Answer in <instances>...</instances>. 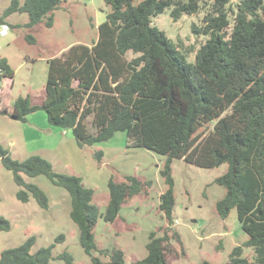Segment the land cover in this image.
I'll return each mask as SVG.
<instances>
[{
  "label": "trees",
  "instance_id": "trees-1",
  "mask_svg": "<svg viewBox=\"0 0 264 264\" xmlns=\"http://www.w3.org/2000/svg\"><path fill=\"white\" fill-rule=\"evenodd\" d=\"M104 1L110 10L99 26L98 39L92 45H72L50 59L41 103L20 95L9 110L1 82L9 79L13 83L15 70L6 57H0V113L27 122L30 114L44 110L50 124L72 130L80 147L126 131L128 146L166 156L161 169L166 188L159 207L168 226L162 235L156 230L149 233L147 255L132 264H171V257L178 254L173 241L182 244L179 233L170 227L175 207L173 161L183 159L205 168L227 164V170L216 178L226 191L216 209L225 218L236 208L241 227L249 236L244 245L253 247L256 256L252 260L243 256V246L239 245L223 264H264V0H240L230 31L231 0H214L212 10L203 18L204 25H193L196 33L209 35L194 62L186 59L152 19L167 7L172 8L175 19L196 14L198 0ZM61 2L11 0L0 22L20 12L29 15L26 26L45 22L50 27ZM129 51L139 55L128 59ZM90 117L93 131L87 121ZM214 120L213 129L204 132L202 128ZM96 156L101 161L103 151ZM0 158L13 172L20 187L17 197L23 202L33 196L42 208H48L50 200L23 174L45 175L68 191L70 217L78 226L81 245L92 264H126L122 249L99 250L94 233L99 218L93 202L95 191L81 176L56 172L53 164L38 154L15 159L1 143ZM151 185L152 180L135 175H125L121 181L110 177L104 220L115 221L122 207L135 195L147 193ZM10 229L9 219L0 215V231ZM63 239L61 234L57 240ZM35 242L36 236H31L4 249L0 264H53L54 244L32 253ZM97 250L107 259L95 255ZM59 256L66 264H75L69 251Z\"/></svg>",
  "mask_w": 264,
  "mask_h": 264
},
{
  "label": "rangeland",
  "instance_id": "rangeland-1",
  "mask_svg": "<svg viewBox=\"0 0 264 264\" xmlns=\"http://www.w3.org/2000/svg\"><path fill=\"white\" fill-rule=\"evenodd\" d=\"M24 1L20 0L21 3ZM198 1L200 9L196 14H184L175 19L171 15L172 8L167 7L152 19V24L166 33L189 62L195 61L198 49L209 38L207 34L196 33L193 25H204L203 18L212 10L214 0ZM239 1L231 0L228 4L233 9L230 10L229 31ZM10 2L0 0V18ZM109 10L104 0H62L54 11V23L50 27L45 22L28 27V13L20 12L4 20L9 26L6 34L2 33L4 23L0 22V57H6L15 70L13 83L9 79L1 82L10 111L20 95H29L33 103L43 101L50 59L72 45H92L99 37V26ZM138 55L131 51L127 53L128 59ZM87 121L93 131L91 117ZM215 123L216 120L206 124L202 130L208 133ZM0 143L15 159L24 160L38 154L48 159L56 172L81 176L83 183L95 191L93 202L98 206L99 218L94 233L99 250L122 249L126 264L147 255L146 244L151 231L156 230L157 235H162L168 226L159 207L160 195L166 188L161 174L166 156L147 148L128 146L126 131L116 132L107 141L80 147L72 130L50 124L44 110L30 114L27 122L0 113ZM100 150L103 151L101 161L96 156ZM171 169L175 207L174 222L170 227L179 233L185 250L181 254V245L173 241L178 254L171 257V264L202 261L223 264L229 261L233 248L239 245L243 246V256L254 259L255 249L244 245L249 236L241 227L236 208L225 218L216 209L217 201L226 192L216 183V178L227 170V164L205 168L175 159ZM125 175L152 180V185L147 193L135 195L128 201L115 221L106 222L103 214L109 200V178L113 176L121 181ZM23 177L46 192L49 206L42 208L33 196L27 202L21 201L17 197L20 187L13 172L2 164L0 158V215L11 222L10 230L0 231V254L4 249L36 236L31 252L54 244L53 264H66L59 256L64 251L73 255L75 264H92L81 245L78 226L70 217L71 197L68 191L52 183L45 175L29 177L23 174ZM61 234L64 239L57 240ZM95 255L107 259L98 250Z\"/></svg>",
  "mask_w": 264,
  "mask_h": 264
},
{
  "label": "built area",
  "instance_id": "built-area-1",
  "mask_svg": "<svg viewBox=\"0 0 264 264\" xmlns=\"http://www.w3.org/2000/svg\"><path fill=\"white\" fill-rule=\"evenodd\" d=\"M7 30H9V26H8V24H3V25H2V33L7 32Z\"/></svg>",
  "mask_w": 264,
  "mask_h": 264
},
{
  "label": "crops",
  "instance_id": "crops-1",
  "mask_svg": "<svg viewBox=\"0 0 264 264\" xmlns=\"http://www.w3.org/2000/svg\"><path fill=\"white\" fill-rule=\"evenodd\" d=\"M7 18H9V17H7ZM7 18H6V20H7ZM7 32H5V33H3V34H6ZM7 84V83H6Z\"/></svg>",
  "mask_w": 264,
  "mask_h": 264
}]
</instances>
